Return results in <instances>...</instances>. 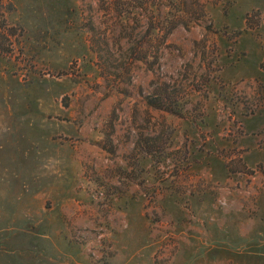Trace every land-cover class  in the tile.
Returning <instances> with one entry per match:
<instances>
[{"label":"rangeland","instance_id":"obj_1","mask_svg":"<svg viewBox=\"0 0 264 264\" xmlns=\"http://www.w3.org/2000/svg\"><path fill=\"white\" fill-rule=\"evenodd\" d=\"M0 264H264V0H0Z\"/></svg>","mask_w":264,"mask_h":264},{"label":"trees","instance_id":"obj_2","mask_svg":"<svg viewBox=\"0 0 264 264\" xmlns=\"http://www.w3.org/2000/svg\"><path fill=\"white\" fill-rule=\"evenodd\" d=\"M173 28H174V24L172 25V29H171V31L173 30Z\"/></svg>","mask_w":264,"mask_h":264}]
</instances>
